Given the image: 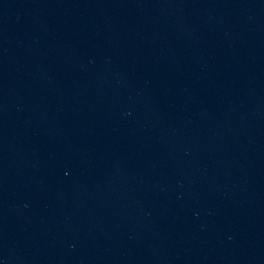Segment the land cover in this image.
<instances>
[{"label": "water", "instance_id": "water-1", "mask_svg": "<svg viewBox=\"0 0 264 264\" xmlns=\"http://www.w3.org/2000/svg\"><path fill=\"white\" fill-rule=\"evenodd\" d=\"M0 264H264V0H0Z\"/></svg>", "mask_w": 264, "mask_h": 264}]
</instances>
